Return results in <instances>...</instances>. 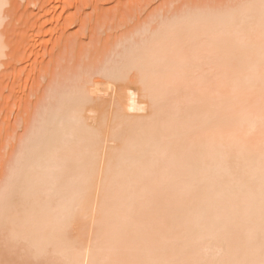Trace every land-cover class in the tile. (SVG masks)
Instances as JSON below:
<instances>
[{
	"label": "bare ground",
	"instance_id": "1",
	"mask_svg": "<svg viewBox=\"0 0 264 264\" xmlns=\"http://www.w3.org/2000/svg\"><path fill=\"white\" fill-rule=\"evenodd\" d=\"M241 1L168 11L51 89L0 192V264H264V0Z\"/></svg>",
	"mask_w": 264,
	"mask_h": 264
},
{
	"label": "rangeland",
	"instance_id": "2",
	"mask_svg": "<svg viewBox=\"0 0 264 264\" xmlns=\"http://www.w3.org/2000/svg\"><path fill=\"white\" fill-rule=\"evenodd\" d=\"M236 1L6 0L5 18L0 27L7 47L6 57L0 60L5 65L0 68V192L16 167L25 139L28 142V135L42 122L41 114L49 109L48 102L52 107L60 99L57 93H64L79 80L82 83L85 81L82 77L94 73V79L88 78L96 80L103 66L113 63L120 42L127 41L152 21L155 23L151 26H156L162 15H171L175 10L181 12V6L183 9L200 5L219 8L221 3L222 8L240 3ZM62 87L67 88L63 91ZM51 89L57 98L50 95Z\"/></svg>",
	"mask_w": 264,
	"mask_h": 264
}]
</instances>
